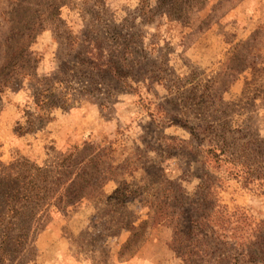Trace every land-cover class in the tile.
I'll return each instance as SVG.
<instances>
[{
	"label": "rangeland",
	"instance_id": "obj_1",
	"mask_svg": "<svg viewBox=\"0 0 264 264\" xmlns=\"http://www.w3.org/2000/svg\"><path fill=\"white\" fill-rule=\"evenodd\" d=\"M224 143L264 148V0H0V182L67 176L6 214L29 235L0 264H264L242 258L264 195L207 154ZM68 192L86 196L59 207Z\"/></svg>",
	"mask_w": 264,
	"mask_h": 264
},
{
	"label": "trees",
	"instance_id": "obj_2",
	"mask_svg": "<svg viewBox=\"0 0 264 264\" xmlns=\"http://www.w3.org/2000/svg\"><path fill=\"white\" fill-rule=\"evenodd\" d=\"M41 98L42 100H40V98H36V100H34L36 107L39 108V112L36 117L39 120H47L49 119V110L51 107L47 108L45 99L43 97ZM16 131L18 135H23L24 133L31 132L32 128L25 129L21 126H18L16 128ZM206 152L211 156V159L215 163H228L231 166L229 171L230 175L234 179L239 180L245 188L255 190L257 193L264 195V148L252 149L248 144L231 146L227 143H224L221 146H212L208 148ZM95 157L96 156L88 158V162H90V165L99 164V160H96ZM73 160L75 159L71 155L64 157V159L60 163H58L56 167V174H62V172H59L60 168H67V165L70 164ZM35 170L36 174L34 175L28 170L24 172L28 173V175L25 174L27 178H31L27 182V188L24 190L25 192L23 194H21V192L18 190L15 193L11 191L9 194H6L3 182H0V222H3L6 214L9 212L11 214V218L13 219L17 218L18 216L24 215V208H26L27 206H33L34 210L39 203L51 197V187L56 186L58 182H64L67 177L64 173V178H60L56 177L55 175H51L48 171L42 170L40 168H37ZM97 171L99 170H96V172ZM98 173L90 172V174H86L90 176L88 185H94V183L98 179H100V175H102V172ZM19 179H21V174L17 178L12 179V181L18 182ZM69 186L71 188V185ZM201 188L205 192L203 202L205 204L206 202L210 203L209 200L206 201V196L207 193L209 194V190L211 189V187H207L204 184L201 185ZM85 196L86 194L84 193L72 194L68 192L58 198L57 205L59 207L61 206L63 208H67L77 203ZM217 207L219 208V206ZM206 211L208 212V210ZM214 212H216L217 215L221 214L219 211L215 210L214 207H212V210L209 213ZM207 215L208 214L201 216L200 220L208 221L209 216ZM226 216L229 217L226 219L221 217L222 219L219 220L220 223L214 225L219 228H223L224 225H229L230 222H232L233 224L235 221L242 220L244 218V213L241 212L237 215L232 213ZM28 226H30V223L28 224ZM28 226L19 227L12 221H9L6 225L1 224L0 244L4 246L12 242L24 243L28 239L29 235ZM255 246L256 249L251 250L247 255L242 257L239 254L243 258V260H245V258H248L250 263L263 262L264 236L261 237L260 242H258V245ZM224 260H228V257L226 256Z\"/></svg>",
	"mask_w": 264,
	"mask_h": 264
}]
</instances>
